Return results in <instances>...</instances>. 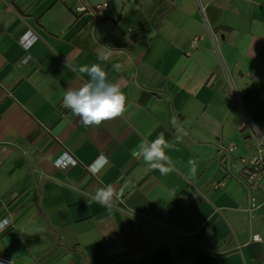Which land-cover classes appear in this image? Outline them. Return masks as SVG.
I'll list each match as a JSON object with an SVG mask.
<instances>
[{
  "label": "crops",
  "instance_id": "crops-1",
  "mask_svg": "<svg viewBox=\"0 0 264 264\" xmlns=\"http://www.w3.org/2000/svg\"><path fill=\"white\" fill-rule=\"evenodd\" d=\"M85 1L93 13L0 0V262L264 264V207L250 211L263 196L218 152L254 157L264 143V0ZM92 64L127 101L86 128L62 102L88 80L71 69ZM160 133L175 146L167 175L131 156Z\"/></svg>",
  "mask_w": 264,
  "mask_h": 264
},
{
  "label": "clouds",
  "instance_id": "clouds-1",
  "mask_svg": "<svg viewBox=\"0 0 264 264\" xmlns=\"http://www.w3.org/2000/svg\"><path fill=\"white\" fill-rule=\"evenodd\" d=\"M101 58L107 60L106 56ZM112 67L114 71L119 72L121 70L119 63L113 64ZM71 70L81 77L86 75L88 80L81 87L66 89L62 107L70 110L72 115L78 117L84 127H100L105 122L114 120L124 114L127 98L118 83L108 80L107 73L101 65L92 64L72 68ZM172 125L177 128L178 132L180 131L175 117L172 119ZM174 147V144L166 141L164 134L160 133L151 142L147 139L141 140L138 145L131 149V156L134 159H141L147 170H158L161 175H167L174 170V166L165 150L174 149ZM187 166L189 171L195 174L196 160L189 159ZM113 196V187L108 185L106 188L98 189L94 198L102 205L110 206Z\"/></svg>",
  "mask_w": 264,
  "mask_h": 264
},
{
  "label": "built area",
  "instance_id": "built-area-1",
  "mask_svg": "<svg viewBox=\"0 0 264 264\" xmlns=\"http://www.w3.org/2000/svg\"><path fill=\"white\" fill-rule=\"evenodd\" d=\"M108 4H103L97 7V10H106ZM76 13L79 15H85L93 13L94 10L88 5L85 0H78L76 5ZM94 19L96 21L102 20V17L94 14ZM36 39V38H35ZM34 39V40H35ZM33 43V42H32ZM27 47V45H25ZM219 161L220 165L229 171L247 190L255 189L263 196V202L261 205H257L255 200L251 199V213L253 214L255 210H259L264 207V143L259 149L258 153L254 157H240L237 158L238 162L241 165L240 171L237 174L232 172V166L237 160L235 158L233 150L230 146L219 145ZM103 164H106L104 159ZM74 160L72 157L67 154L64 155L59 161L56 162L58 168L66 169L73 164ZM95 165L89 166L87 169L93 173H97L98 168H95ZM264 227V223H263ZM252 241L255 243H262L263 238L259 234H255L252 238Z\"/></svg>",
  "mask_w": 264,
  "mask_h": 264
}]
</instances>
